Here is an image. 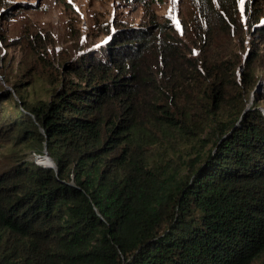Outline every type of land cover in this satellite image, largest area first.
<instances>
[{"label": "trees", "instance_id": "obj_1", "mask_svg": "<svg viewBox=\"0 0 264 264\" xmlns=\"http://www.w3.org/2000/svg\"><path fill=\"white\" fill-rule=\"evenodd\" d=\"M161 2L77 53L72 79L62 62L49 100L0 88L19 121L0 140L56 165L0 166V264H264V88L245 110L260 54L237 76L231 50L264 47V0H189L175 28Z\"/></svg>", "mask_w": 264, "mask_h": 264}, {"label": "rangeland", "instance_id": "obj_2", "mask_svg": "<svg viewBox=\"0 0 264 264\" xmlns=\"http://www.w3.org/2000/svg\"><path fill=\"white\" fill-rule=\"evenodd\" d=\"M144 1L146 0H4L0 8V88L10 89L12 84H16L20 91L18 95L28 105L49 100L51 91L59 86L57 71L60 64L63 62L60 71L72 79L68 63H76L78 50H85L86 55L97 54V45L102 44L116 27V33L121 30V26L116 23L123 21L137 27L141 23L142 10H145ZM161 1L153 8L155 7L156 13L164 14V20L173 28L176 26V14L186 8L191 10L189 0ZM246 35L250 36L249 33ZM251 41L247 45L249 51L243 49L237 38L231 41L233 61L238 56L241 58L236 69L240 75L245 72L243 62L249 52L260 54L255 65V75L262 77L259 80L262 84L259 85L257 81L247 95L245 110L255 100L256 93L264 88V47L257 49ZM1 92L0 90V94ZM17 99L15 93L13 100L6 102L0 96V126L3 129L11 120L17 125L19 123L17 114L12 109L18 102ZM262 106L264 104H261L260 110L264 109ZM17 131L18 128L14 134ZM201 138L207 136L203 135ZM211 142L205 145L204 154L213 150ZM35 149L33 144L16 142L13 137L6 142L0 140V166L12 154L28 161L33 152H39ZM42 162L41 160L40 163Z\"/></svg>", "mask_w": 264, "mask_h": 264}, {"label": "clouds", "instance_id": "obj_3", "mask_svg": "<svg viewBox=\"0 0 264 264\" xmlns=\"http://www.w3.org/2000/svg\"><path fill=\"white\" fill-rule=\"evenodd\" d=\"M179 1V0H178ZM178 15H179V13H177L176 14V19H177V21H175V23H178ZM141 20V19H140ZM122 23H124L123 21H122ZM127 23V22H126ZM125 23V24H126ZM117 25H119L120 23H116ZM115 24V26H117ZM128 24V23H127ZM130 26H132V25H130ZM140 26V24H138V26L137 27H135V28H138ZM133 27V26H132ZM117 32V27L114 29V32L108 37V38H106V40L105 41H107L108 39H111L112 38V36L115 34ZM249 39H250V36L249 35H246V40H245V48L249 51V47L247 46L248 44H249ZM105 41L102 43V44H100V45H97V47H98V53H99V49L101 48V46L105 43ZM88 51V50H87ZM84 52H86L85 50L84 51H82V52H80V50H78V53L79 54H81V53H84ZM243 59H244V56H243ZM236 74H237V76H240V74H239V72H238V70H236ZM34 154H39V155H45L46 157L45 158H49L50 160H51V165L50 166H45V165H42L41 163H40V161L39 162H35V158H34ZM43 159V158H42ZM30 161H32L35 165H37V166H42V167H48V168H52L54 171H56V165H55V163L53 162V160L51 159V157L47 154V152L45 151V149L43 150V151H41V152H38V153H36V152H33L32 153V158L30 159Z\"/></svg>", "mask_w": 264, "mask_h": 264}, {"label": "bare ground", "instance_id": "obj_4", "mask_svg": "<svg viewBox=\"0 0 264 264\" xmlns=\"http://www.w3.org/2000/svg\"><path fill=\"white\" fill-rule=\"evenodd\" d=\"M45 157H46L45 155L34 154L35 162H36V160H42L43 161L42 165L50 166L51 160L49 158H45Z\"/></svg>", "mask_w": 264, "mask_h": 264}, {"label": "snow or ice", "instance_id": "obj_5", "mask_svg": "<svg viewBox=\"0 0 264 264\" xmlns=\"http://www.w3.org/2000/svg\"><path fill=\"white\" fill-rule=\"evenodd\" d=\"M240 3L243 5V3H244V0H240Z\"/></svg>", "mask_w": 264, "mask_h": 264}]
</instances>
